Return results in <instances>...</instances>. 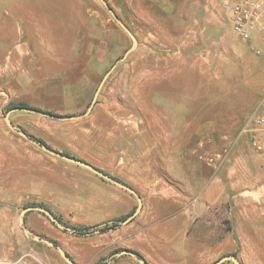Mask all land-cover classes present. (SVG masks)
I'll return each instance as SVG.
<instances>
[{
  "label": "rangeland",
  "instance_id": "obj_1",
  "mask_svg": "<svg viewBox=\"0 0 264 264\" xmlns=\"http://www.w3.org/2000/svg\"><path fill=\"white\" fill-rule=\"evenodd\" d=\"M107 2L138 39L137 47L124 60L120 59L134 45L133 40L101 0L50 1V11L44 14L50 18V24L82 22L90 35L84 49L74 48L67 41L59 49L44 51L49 54L42 57L46 64L32 68L36 78L65 77V94L43 89L53 82H26L25 75H20L23 64L10 66L16 74L0 81V257L7 250L5 246L13 247L11 258L0 264H68L56 247L26 235L20 226V215L26 206H45L72 229L86 227L72 223V212L65 215L57 211L60 198L81 178L79 167L46 151L30 138L42 139L56 150L98 162L101 170L136 190L142 185H154L159 177L177 187V197L183 202L192 196L186 194V187L202 185L211 176L214 165L223 161L219 176L227 192L225 227L233 229L236 214L239 223L235 226L250 238L238 243L236 251L224 255L235 254L243 264H264V165L237 160L239 152L249 146L240 132L242 120L251 115L240 111L250 109L263 92L253 90V83L247 81L249 70L220 56L216 31L206 38L201 36L200 45L186 59L177 58L183 41L192 39V32L187 29L191 19L178 17L185 3H179L180 10L170 13L150 0ZM11 4L0 0V41L9 36L1 29L12 25L13 19L4 11L10 10ZM225 22L233 28L228 19ZM8 52L0 46V63ZM93 57L96 65L84 72V65ZM113 66L93 108L83 115ZM93 70L96 81H78L85 73L93 74ZM22 103L64 116L11 111L9 119L17 128L14 129L5 115ZM122 157L129 163L120 162ZM30 178L33 191L26 193L25 182L29 183ZM14 197L20 199L12 210L15 219L11 225H5L4 215L9 216L8 206ZM38 213L43 220L33 218ZM125 218L107 222L117 226ZM24 221L32 236L53 241L73 259L82 260V264H143L130 254L116 255L130 248L104 247L108 238L94 234L100 231L98 228L74 233L60 228L38 210L28 211ZM5 238L12 242L4 241ZM75 245L81 249L76 251Z\"/></svg>",
  "mask_w": 264,
  "mask_h": 264
},
{
  "label": "crops",
  "instance_id": "obj_2",
  "mask_svg": "<svg viewBox=\"0 0 264 264\" xmlns=\"http://www.w3.org/2000/svg\"><path fill=\"white\" fill-rule=\"evenodd\" d=\"M50 1L60 0H6L12 4L9 7L10 10L4 9V11L10 14L13 21L9 28L1 29L9 36L1 38L0 46L9 52L5 54L3 63H0L2 66L0 67V81H6L5 76L16 74L10 66L24 65L20 75H25L26 82H53V85H44L43 89L53 94H65L67 89L64 84L65 77L57 75L36 78L33 76L32 68H42L46 64L42 57L43 55L49 56V54L44 51L59 49L60 44H66L67 41L74 48L84 49L89 44L90 35L82 22L75 23V25L63 21L57 25L50 24V18L44 16L50 11ZM150 1L159 4L163 10H168L170 13L180 10L179 3L182 6L185 3L178 17L191 19L187 29L189 28L192 32V39L183 41L182 51L177 58L184 56L186 59L200 45L201 36L206 38L216 31L214 34L217 33L216 42L220 45L217 52L220 56L251 71L246 73L248 75L246 77L249 78L247 81L253 83V90L257 88L263 93L259 99L252 102L250 109L240 111L251 115L246 121L242 120L244 124L240 132V136L247 139L249 146L239 152L237 160L243 163L258 162L261 166L264 165V153L252 147L250 133L246 129L249 119L257 111L264 98V21L253 29L252 37L246 39L225 24L229 13L226 7L227 0ZM86 13L90 12L86 11ZM110 32L112 33V29ZM40 50L42 52H39ZM94 56L96 57V54ZM22 59H25L24 62H21ZM252 60L255 62V67ZM96 63L94 57L89 58L84 65V72ZM93 71V74L91 71L88 74L85 73L78 81L81 83L96 81V73L95 70ZM109 152L112 155V147ZM85 159L99 169L103 168L98 162L89 158ZM119 161L129 163V160L125 161L124 157ZM222 163L223 161L218 166L214 165L211 176L203 180L202 185L186 187V194L192 195L187 197L186 202L177 197V187L159 177L155 179L154 185H142L137 190L143 198V208L139 214L128 223H120L113 229L105 232L96 231L94 234L100 237L107 236V245L104 247L122 246L134 249L149 264H208L214 258L236 251L239 248L238 243L249 241L250 238L235 226L239 223V216L236 214L233 218V229L227 230L225 227L227 192L226 187L221 185L223 180L219 176ZM76 165L79 167L77 172L81 178L73 183V187L66 194L64 193L57 204V211L65 215L73 213L72 223L82 226L104 224L120 217H127L134 211L136 203L138 204V198L134 193L85 166ZM0 170H2L1 167ZM14 176L15 178L17 176L16 156ZM13 184L16 188L17 181L15 180ZM32 191L33 185L30 178L29 183L25 182V192ZM17 202H20L18 197L11 199V204L8 206L10 214L8 217L4 215L6 221H3V224L13 223L15 216H12V210L18 206ZM33 218L43 220L40 213L34 215ZM4 241L12 242L8 238ZM77 241L78 239H75V242ZM74 247L76 251L81 249L77 245ZM5 248L7 250L0 259L11 258L13 247L10 245ZM25 256L26 254H23L22 257ZM74 259L79 264L83 263L82 260Z\"/></svg>",
  "mask_w": 264,
  "mask_h": 264
},
{
  "label": "water",
  "instance_id": "obj_3",
  "mask_svg": "<svg viewBox=\"0 0 264 264\" xmlns=\"http://www.w3.org/2000/svg\"><path fill=\"white\" fill-rule=\"evenodd\" d=\"M102 3L107 7V9L110 11V13L112 14V16L117 20V22L128 32V34L130 35V37L133 40L134 45L132 47H130L129 49H127L126 54L120 59V60H124L126 58V56L132 52L138 45V39L136 37V35L132 32V30L124 23V21L121 19V17L119 16V14L115 11V9L107 2V0H101ZM114 66L107 72V74L105 75L103 81L100 83L95 96L93 98V101L91 103V106L89 107V109L87 110V112L83 115L88 114L91 109L93 108V105L96 103L97 100V95L100 91V89L103 86L104 81L106 80V78L110 75L111 71L113 70ZM16 110H25V111H29V112H35V113H39L42 115H47V116H51V117H59L62 118L61 116H56L54 114H51L47 111H44L42 109H39L37 107H33V106H22V105H18L15 107H12L5 115L6 120L9 122V124L14 128L17 129L13 123L10 121L9 119V114L11 111H16ZM72 116H68L66 118H71ZM65 118V117H63ZM18 132H20L21 134H23L26 137H29L27 135V133L25 131H22L20 129L17 130ZM31 140H33L35 143H37L38 145H40L43 149H45L46 151L60 156L62 158L67 159L68 161L74 162L76 164L85 166L89 169H91L92 171H94L95 173L99 174L100 176L104 177L105 179H108L110 181L115 182L116 184L120 185L121 187L131 191L132 193H134L137 198H138V205L136 207V209L129 215L127 216L122 223H128L129 221H131L136 215L139 214V212L142 210L143 208V198L142 196L139 194V192L133 188L132 186L123 183L119 180H117L116 178H114L113 176L109 175L108 173L104 172L103 170L99 169L98 167H96L95 165H93L92 163H90L89 161H86L84 159L78 158L76 156L61 152L59 150H56L54 148H52L51 146L47 145V144H42L40 141L34 140L33 138H30ZM31 210H38L43 212L44 214H46L56 225H58L60 228L64 229V230H68L74 233H80L78 230L72 229L70 226L66 225L65 223H63L60 219H58L55 214L47 207L45 206H41V205H29L26 206L22 209L21 215H20V226L23 228V230L25 231L26 235L30 238L36 239L38 241H42L45 242L49 245H52L53 247H56L60 254L62 255V257L67 261L68 264H77L75 262V260L60 246L56 245L53 241L47 239V238H41V237H37V236H32L30 234V232L28 231V229L25 226V221H24V217L25 214L28 211ZM98 231V230H97ZM91 233V232H90ZM88 233V234H90ZM122 254H130L133 255L134 257H136L137 259L141 260V262L143 264H148V262L144 259V258H140L135 251L130 250V249H123L120 252H118L116 255L120 256ZM226 261H232L234 264H243V262L237 257V255L235 254H226L223 255L222 257H220L218 260H216L215 262H213L212 264H222ZM108 264V263H107Z\"/></svg>",
  "mask_w": 264,
  "mask_h": 264
},
{
  "label": "built area",
  "instance_id": "obj_4",
  "mask_svg": "<svg viewBox=\"0 0 264 264\" xmlns=\"http://www.w3.org/2000/svg\"><path fill=\"white\" fill-rule=\"evenodd\" d=\"M226 7L233 29L246 39H250L253 29L264 21V0H227ZM246 129L250 133L252 147L264 153V98L249 119ZM6 262L0 259V263Z\"/></svg>",
  "mask_w": 264,
  "mask_h": 264
},
{
  "label": "trees",
  "instance_id": "obj_5",
  "mask_svg": "<svg viewBox=\"0 0 264 264\" xmlns=\"http://www.w3.org/2000/svg\"><path fill=\"white\" fill-rule=\"evenodd\" d=\"M22 106H28L26 105L25 103H22L21 104ZM49 113L51 114H54L56 116H64L60 113H56L54 111H48ZM38 141H40L42 144H47L44 140L42 139H39V138H36ZM116 226V223H110V222H107L103 225H96V226H86L84 228H81V229H78L79 232H84V231H89L91 230L92 228H98L100 230V232H105V231H108L109 229L111 228H115ZM56 244V243H55ZM135 251V250H134ZM135 253L140 257V258H143V256L138 252V251H135Z\"/></svg>",
  "mask_w": 264,
  "mask_h": 264
}]
</instances>
